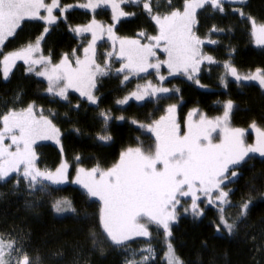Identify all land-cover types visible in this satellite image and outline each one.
<instances>
[{
    "label": "snow or ice",
    "instance_id": "1",
    "mask_svg": "<svg viewBox=\"0 0 264 264\" xmlns=\"http://www.w3.org/2000/svg\"><path fill=\"white\" fill-rule=\"evenodd\" d=\"M124 2L125 0H88L81 7L95 12L102 5H110L113 19L118 21L121 17L135 14L125 12L120 7ZM132 2L142 4L143 9L158 26V34L147 37L149 43H142L140 39L119 37L113 30L114 24L105 28L93 18L90 23L77 25L73 29L77 33L92 35L88 46L83 48V58L75 56L74 49V60H70L69 54L64 53L58 63H52L50 55H37L41 53L43 33L49 31L48 26H45L35 42H28L6 53L0 52L4 78L9 76L17 61L25 62L28 72L35 71L33 65H40L43 71L36 72V75L47 78V93L67 100L69 89H76L81 97L97 104L99 98L94 95L97 79L107 76L110 71L107 61L101 64L96 59V42L106 31L112 40L114 51L117 41L119 42L117 55L125 61L117 69L118 73H147L148 69L159 72L161 64L164 63L170 74L183 72L199 84L200 81L194 74L200 72L201 63L215 61L213 56L202 52L201 46L205 41L194 31L198 24L197 10L208 5L223 13L226 2L245 4L246 0H183V4L175 8H171V0H168L171 10L164 13H153L149 0ZM60 7L59 0H51V3H46L45 0H0V47L16 34L26 19L39 18L46 25H52L59 19L54 15V10ZM70 7L72 5H64L62 10ZM42 10L47 14L41 15ZM234 11L251 20V36L257 45L264 46V22L257 23L254 17L246 16L242 8ZM212 31L222 32L223 29L213 25L210 29ZM139 35L143 36L144 33ZM209 42L217 43L214 40ZM160 45H163L167 53L164 61L159 60L154 50ZM104 55L110 57L112 53ZM152 60L156 62L152 63ZM222 63L226 72L237 81H258L260 87L264 88V69L257 68L254 73L240 76L230 60ZM127 79L128 76H124V80ZM164 79V76H159L160 81ZM172 91L148 81L143 89L130 93L118 103L124 104L132 97L140 101L146 96L171 94ZM162 98L166 99L167 96ZM16 99L19 100V94ZM74 107L78 109L79 105ZM233 107L234 101L229 99L225 103L222 116L209 119L200 115L198 120H193V115L198 113V109L194 108L186 118V130L182 131L177 117V105L169 104L165 115L150 123L140 124V128L145 129L147 134H153V141L148 147L140 141L135 147L123 149L119 158L107 168H101L99 164L92 168H76L74 182L83 187L84 194L90 200H99L100 207L95 215L104 239L116 248L131 251L133 259H125L124 264H149L155 254L151 243L140 249L142 254L139 260L134 258L136 252L130 250L128 244L134 237L150 238V226L164 232L167 240V251L164 253L166 264H184L171 243L172 223L178 220V208H183L185 213L191 212L194 218H199L204 215L201 203L213 205L219 221L214 223L216 232L223 230L231 236L239 231V224L249 214L252 197L240 204H233L230 199L233 190L227 188V185L236 182L241 175L237 170L244 167L256 154L264 158V127L253 121L250 127L255 129V140L253 143L246 142L247 130L230 126ZM100 115L106 128L111 117L106 111H102ZM117 119L123 120L124 117ZM0 122L3 125L0 127V181L14 173L17 177L15 186L18 188L20 180L23 179L30 195L36 192L51 195V190H58L59 186L69 182L70 165L66 160H62L55 169L38 166L37 141L55 140L60 144L61 136L60 128L49 116L44 115L42 107L38 108L35 102H31L25 107L9 108L0 114ZM132 123L139 122L133 120ZM218 129L220 138L216 141L213 133ZM75 131L78 132L79 129ZM6 139L10 143H6ZM98 139L110 141L112 136L106 132L103 135L98 134ZM76 159L79 160V157ZM182 200H190V204H182ZM51 206L58 214L71 213L78 216L74 202L68 197L54 199ZM232 207L239 208L234 217L226 214V209ZM91 215L85 211L82 218L88 220ZM89 237L93 249L98 248L103 254L102 241L97 239L93 228L89 229ZM0 264H41V258L37 255L33 259L16 239H5L0 235ZM74 264L79 262L75 261Z\"/></svg>",
    "mask_w": 264,
    "mask_h": 264
},
{
    "label": "trees",
    "instance_id": "2",
    "mask_svg": "<svg viewBox=\"0 0 264 264\" xmlns=\"http://www.w3.org/2000/svg\"><path fill=\"white\" fill-rule=\"evenodd\" d=\"M60 1L73 4L85 0ZM234 6L226 2L225 11L221 13L206 5L198 12L197 20L201 28H197L201 30V36L206 37L207 51L217 59L201 71V84L207 85L208 89L198 88L186 77H175L171 82L178 83L186 108L200 106L209 116L220 115L224 103L229 99L234 101L232 124L250 130L247 134L252 139L255 129L250 127L251 123L255 121L258 126L264 127V90L254 82L228 78L222 62L232 61L242 73L264 69V47L253 44L250 19L234 11ZM242 6L246 16L264 22V0H247ZM96 15L104 23L112 19L108 8L99 9ZM90 16V12L73 9L68 12L66 19L52 26L43 47L53 61H59L64 53L71 55L74 49L80 51L86 41L73 29L86 22ZM128 19L122 23L123 28H118L121 35L133 33L151 18L142 12ZM213 25L223 31L210 32ZM44 26L43 22L37 20L25 21L13 38L8 40L6 50L33 41L43 32ZM209 37H214L217 43H210ZM24 69L23 64L18 65L9 79L4 78L0 71V111L19 94L25 106L35 102L60 128L63 151L50 142L37 146L38 166L41 168L53 169L64 159L69 162L72 172L81 166L92 168L99 164L101 168L110 167L123 149L140 142L142 128L132 121L150 123L162 113L164 98L158 102L131 103L126 107L118 105L117 100L128 90L114 75L100 77L97 85L100 103L97 106L90 105L75 93L70 94L67 100L53 97L47 93L46 82L41 76L27 74ZM77 104L78 109L74 107ZM102 111L115 116L113 121L108 120L106 128L100 115ZM121 115L124 119H117ZM77 128L78 132L75 131ZM106 132L111 134L112 140L98 139V134ZM239 173L241 175L236 179L230 199L233 204H240L252 197V203L247 218L239 224L236 234L229 236L223 230L216 232L214 223L219 221L213 207L199 218H194L191 213H181L180 210L178 220L172 227L171 240L184 264H264V195H261L264 193V158L255 156L248 160ZM16 179L13 173L0 181V235L16 239L33 259L39 255L41 264H74L75 261L79 264H122L120 248L104 239L97 224L95 214L100 207L98 199L90 200L81 186L72 183L51 190V195L40 192L30 195L24 180H20L17 188ZM60 197H68L74 202L78 216L71 213L56 215L51 205L54 199ZM85 211L92 214L88 220L82 218ZM230 212L236 215L239 208L232 207ZM90 228L102 241L103 254L98 248L93 249ZM57 253L60 255H55Z\"/></svg>",
    "mask_w": 264,
    "mask_h": 264
},
{
    "label": "rangeland",
    "instance_id": "3",
    "mask_svg": "<svg viewBox=\"0 0 264 264\" xmlns=\"http://www.w3.org/2000/svg\"><path fill=\"white\" fill-rule=\"evenodd\" d=\"M152 1H153V0H149L150 3H151ZM156 1L159 3V5H160L161 8L163 9V11H166V12H167V11H170L171 8H175L174 6H176V7H180V6L183 4V0H171V8H170V7H169V2H168V0H156ZM246 1H247V0H246ZM45 2H46V3H51V0H45ZM178 2L180 3L179 6H177V3H178ZM87 3H88V0H85V1H79V2H77V3H73V4H63V3H61V1L59 0V4H60L61 7L58 8V9H56V10H54V15H56L57 17H59V19H58L56 22H54L52 25H46V22H45V21H41V20H39V18L26 19L25 21L37 20V21L43 22V23L45 24V26H48L49 31H50V29L52 28L53 25H56V24L59 23L61 20H64L65 17L67 18V14H68L69 11H71V10H73V9H81V10H85V11H87V12H90V13H91V16H90V18H89L86 22H84V23H82V24H79V25H86V24L90 23V22L92 21L93 18H95V20H97L98 22H100L101 24H103L105 28H107V26H108L109 24H114L115 26H114V29H113V30H114L115 34H116L117 36H119V37H123V35H120V34L117 32V24L120 22V20H121L122 17H121L118 21H115V20L113 19V13H112L111 6H110V5H102V6L98 7V8L95 10V12H93V10L90 9V8L81 7V5H84V4H87ZM132 3H133L132 0H125V2L122 3V4L120 5V7H121L124 11H126V7H125V6L131 5ZM133 4H135V3H133ZM230 4H232V5L234 4V5H235V6H234V9H240V8H243V6H242L241 3H230ZM64 5H72V7L67 8V10H62ZM153 6H154V8H155V5H153ZM107 8L111 11L112 19H111L110 22H108V23H104L101 19H99V18L97 17L96 13H97V11H99V9H107ZM133 10L136 12L135 9H133ZM200 10H201V9L197 10V16H198V12H199ZM46 14H47V13H46L44 10L41 11V15H46ZM250 22H251V20H250ZM257 23H260V22H257ZM28 24H29V23H28ZM21 26H22V25H21ZM45 26H44V27H45ZM250 29H251V28H250ZM49 31H48V33H49ZM194 31H195V33L197 34V32H196V28H195V27H194ZM42 33H43V32H42ZM42 33H41V34H42ZM48 33H43L44 38L41 40V45H40V47H41V53H39V54H37V55L42 54V55H44V56H49V54H48L47 52H45L44 47H43L44 40H45V38H46V36H47ZM41 34H40L39 36H41ZM78 35H79L83 40H85L86 42L82 44L80 51H78V50L75 51V56H80L81 58H83V55H84V54H83V48L88 46V43H89V42L91 41V39H92V35H91V33H83V34L78 33ZM197 35H198V34H197ZM39 36H37V37H39ZM37 37H36V38H37ZM126 37H128V36H126ZM251 37H252V36H251ZM10 38H13V37H9V39H10ZM36 38H35L33 41H30V42H35ZM129 38L136 39V38H134V37H129ZM252 42H253V44H254L255 46H257V47H264V46H262V45H257V44L254 42L253 38H252ZM24 45H25V44H24ZM22 46H23V45H22ZM19 47H21V46H18V47L14 48V49H17V48H19ZM118 47H119V42L117 41V43H116V51H114L112 40H111V38L108 36V34H107L106 31H105L104 34L100 37V39H98L97 42H96V59H97V62L103 64L105 61H107V62L110 64V67H112L113 64H115L114 67L112 68L114 73H117V69H119V68L121 67V64H122L121 60L123 59V58H122V59H121V58H118V55H117ZM14 49H13V50H14ZM159 49H162L163 51H161V50H159ZM201 50H202L203 53H205V54H207V55H211V56H213L211 53L207 52V51L204 49L203 45L201 46ZM10 51H12V50H10ZM158 51H159V52H158ZM155 52H156V56L159 58L160 61H164V60L167 59V53L164 51V47H163V45H160L159 47H156ZM105 53H112V55H111L110 57H109V56H105V55H104ZM163 55H165V57H164ZM75 56H74L73 53H72L71 55H69V59H70V60H74V59H75ZM214 58H215V57H214ZM51 60H52V58H51ZM0 61H2V57L0 58ZM59 61H60V60H59ZM59 61H53V60H52V63H58ZM124 62H125V61H124V59H123V63H124ZM155 62H156L155 60H152V63H155ZM212 63H213V62H212ZM1 64H2V63H1ZM20 64H23V66L25 67L24 71H25L27 74L31 73V74L35 75L36 72L43 71V68H42L40 65H33L32 67L35 69V71H33V72H28V71H27L28 65H27L25 62H23V61H17L16 64L12 67V69H11L9 75H11L12 72H13V71L17 68V66L20 65ZM205 64H211V62H209V61H203V62L201 63V65H200V70L203 68V66H204ZM232 64H233V63H232ZM233 65H234V64H233ZM234 66H235V65H234ZM235 67H236V66H235ZM236 68H237V67H236ZM2 71H3V66H2ZM254 72H255V70L252 71V72L242 73V72H240V71L238 70V74H239L240 76L248 75V74H250V73H254ZM109 74H113V73H109ZM197 74H198V73H197ZM197 74H194L195 77L197 76ZM225 74H226V76H227L228 78L236 80V78L233 77V76H231V74L228 73V72H226V70H225ZM126 75L128 76V79H127V80H124V76H126ZM159 76H164V77H165L164 81H160V80H159ZM177 76H179V77H186L187 81L192 82V81H191L192 79H189L188 76H187L186 74H184L183 72H174V73H171V74H170L167 65L164 64V63L161 64L160 69H159V72H157V71L154 70V69H150V70H148L147 73H139V74L128 73V72H126L125 74L122 75V77H120V80H121L122 83H125L126 81L129 80V81L132 82L133 86H131L130 91L127 92L123 97H121V98L119 99V101L122 100L125 96H129L130 93H132V92H134V91H138V90H140V89H143V87L148 83V81H151V83H152L153 85L162 86V87H165V88L172 89V90H173L172 93H171V94H158V95L146 96V97L144 98V100H140V102L137 101L134 97H132V98H130L126 103H124V104H122V105H126V104H128V102L130 103V101H132L133 99H134L135 101L139 102V103H143V102H145L146 99L155 98V97L158 98L159 96H160V99H162L163 96H167V98L165 99V102H164V103H161V106H162V111H161L162 113H161V114H165V110H166V108H167V106H168V105H167L168 102L171 101V99H173V100L177 99V96H174L173 94H176V93H174V92H176V88H177V86H178V83H177L176 81L171 82V80H172L173 78L177 77ZM42 78H43V79L45 80V82H46V89H47V86H48V85H47V78H46V77H42ZM99 81H100V77H98V79H97V82H96V89L94 90V95H96L98 98H99V93H98V91H97V85H98V82H99ZM236 81H237V80H236ZM239 82H240V81H239ZM241 82H246V83L254 82V83H256V84L259 85V82H258V81H241ZM138 86H139V89H138ZM259 86H260V85H259ZM197 87H199V88H201V89H204V90H205V89H208V86H207V85H202V84H201V86H200L199 84H197ZM261 89L264 90V88H261ZM72 93L78 94V95L80 96V93H79L76 89H69V92H68V98H69V95L72 94ZM78 95H77V96H78ZM16 97H17V96H14L13 99H10V100H9L10 102L8 101L9 103L4 107L3 110L0 111V114H3V113L6 112L9 108H12V107H15V108L25 107V105L23 104V98H22V95H19V100H17ZM82 98H83V97H82ZM83 99H86V98H83ZM160 99H159V101H160ZM88 103H89L90 105H93V104H92L91 102H89V101H88ZM98 103H99V99H98L97 104H98ZM225 103H226V102H225ZM225 103H224V106H225ZM97 104H94V105H97ZM192 109H194V108H192ZM192 109L189 108V109H186V111L183 110V114L178 115V116L180 117V118H178V122H179L180 125H181V129H182V131H183V130H186V118H187V116H188V113H189ZM195 109H196V108H195ZM233 109H234V107H233ZM176 111H177V113H179L178 110H176ZM223 112H224V107H223L222 112H221L220 115H216V116H208L207 118L211 119V118H214V117H217V116H222V115H223ZM232 113H233V110H232V112H231V114H230V126L235 127L234 124H232V122H231V116H232ZM201 114H202V112H201ZM44 115H45V114H44ZM46 116H48V115H46ZM121 116H123V115H121ZM199 116H200L199 112L196 113V114H194V115H193V120H198ZM49 118H50V117H49ZM194 118H197V119H194ZM50 119H51V118H50ZM53 123H54V122H53ZM140 124H142V123H137L136 125H137L138 127H140ZM143 124H144V123H143ZM2 126H3V125H2V122H0V127H2ZM246 130H247V129H246ZM248 132H250V130H249V131H246V133H245L246 142H248V143H253L254 140H255V133L252 135V139H250L249 134H247ZM141 134H142V137L139 138L140 141H143L144 146H145V147H148V146L152 143V141H153V134H147L145 129H141ZM213 138H214V140H216V141L219 140V138H220V135H219V129L217 130V132H214V133H213ZM5 142H6V143H10V141L7 140V139H6ZM45 142H50V143H52V144H54V145H57L58 147H61V145H62V144H61V136H60V144H57L55 140H43V141H37L36 151H37V153H38V156H39V152H38V148H37V146H38L40 143H45ZM135 146H137V145H135ZM135 146H133V147H135ZM256 156L259 157V154H256ZM64 160H65V159H64ZM66 161H67V160H66ZM67 162H68V161H67ZM68 164H69V162H68ZM69 165H70V164H69ZM56 167H57V166H56ZM42 168H45V167H42ZM53 169H55V168H53ZM75 174H76V170L72 172V171H71V166H70V167H69V176H70V180H69V182H66V183L63 184V185H66V184H68V183H72V184H75V185L81 186V185L76 184V183L74 182ZM63 185H61V186H63ZM81 187H82V186H81ZM82 188H83V187H82ZM69 199H70V198H69ZM96 199H98V198H96ZM182 204L188 205V204H190V200H182ZM200 206H201L202 208H204V213H205V211H206L208 208H210V207H213V208H214L213 205H205L204 203H201ZM180 210H181V213L186 214V213L183 211V208H178V209H177L178 213L180 212ZM226 211H227V215H229V216H231V217H234V216H235V215H233V214L231 215L230 208L226 209ZM55 213H56V212H55ZM188 213H191V212H188ZM68 214H69V213H68ZM56 215H58V216H64V215H66V214H58V213H56ZM176 222H177V221H175V222L172 223V227H173V225H174ZM149 230H150V232H151V237H150V238H147V237H134V238H132V239L130 240V242H129V244H128V248H129L130 250H134V251L136 252V255H135L134 258L137 259V260H139L141 254H142V253L140 252V249H142L146 244L151 243L152 248L155 250V254H154V256L151 258V260L149 261V264H166V258H165V256H164V253L167 251V247H166L167 240H166V237H165V235H164V232H163L162 229L157 230V228H156L155 226H150V227H149ZM159 232L161 233V235H159ZM3 236H4L5 239L11 238V237L6 236V235H3ZM171 238H172V237H171ZM142 239H143V240H142ZM171 243L173 244V246H175L172 240H171ZM174 248H175V247H174ZM120 252H121V254L123 255V261H122V264H124L125 259H133V256H132V254H131V251H125L124 249H121V248H120ZM175 252H176V250H175ZM143 254H144V255H147V252H144ZM176 254H177V252H176ZM177 255H178V254H177ZM178 256H179V255H178Z\"/></svg>",
    "mask_w": 264,
    "mask_h": 264
},
{
    "label": "flooded vegetation",
    "instance_id": "4",
    "mask_svg": "<svg viewBox=\"0 0 264 264\" xmlns=\"http://www.w3.org/2000/svg\"><path fill=\"white\" fill-rule=\"evenodd\" d=\"M152 6L153 5H155V8H154V6H153V13H156V12H160V13H164V12H166V11H163V9L161 8V6L159 5V7H157V1L156 0H153L152 2ZM180 5V3L178 2L177 3V6H179ZM126 7V11L125 12H128V13H135L134 15H129V16H124V17H122L121 18V20H120V22L117 24V32H118V28L121 26L122 28H123V25H122V23H125V21H126V19H128V18H135L138 14H140V13H142V12H145L147 15H149L144 9H143V7H142V4H131V5H128V6H125ZM174 7H176V6H174ZM133 9H135L136 10V12L133 10ZM150 16V15H149ZM128 20H130V19H128ZM104 22V21H103ZM197 26L198 27H200L201 28V25H196L195 26V28H196V32H197V34H198V36H200L202 39H204V44H203V47H204V49L207 51V49H206V37H204V36H201V30H198V28H197ZM18 30V29H17ZM144 33V35L143 36H141V35H139L140 33ZM119 33V32H118ZM120 34V33H119ZM158 34V26L156 25V23H155V21L154 20H152V19H149L148 21H146L145 23H143L142 25H140V27L139 28H136L135 30H133V33H127V34H125V35H123V37H126V36H128V37H134V38H136V39H140L141 40V42L142 43H149L150 41L147 39V37H150V36H154V35H157ZM121 35V34H120ZM210 38V37H209ZM214 39V37H212V38H210V40H213ZM8 40H9V38L5 41V43H4V45H3V47H0V52H3V53H6V52H8L7 50H6V45H7V43H8ZM156 49V48H155ZM154 49V50H155ZM159 50H161V51H163L162 49H159ZM159 52V51H158ZM207 52H209V51H207ZM209 53H211V52H209ZM212 55H213V57H215L214 56V54L213 53H211ZM164 57H165V55H163ZM2 56H0V58H1ZM118 58H121V57H119L118 56ZM122 59V58H121ZM214 61L216 62L217 61V59L216 58H214ZM121 62H122V64H123V59L121 60ZM215 62H213V63H215ZM232 62V61H231ZM233 63V62H232ZM211 64H212V62H211ZM114 65L115 64H113V66L112 67H110V71H109V73H113V74H108L107 76H109V75H114V76H116L117 78H119V81H120V83H122L121 82V80H120V77H122V75L123 74H125L126 72H123V73H114L113 72V67H114ZM208 65H210V64H205L204 66H203V68L200 70V72L197 74V76H196V79H198L199 81H200V83H199V85L201 86V71L204 69V67L206 66H208ZM148 70H150V69H148ZM226 70V69H225ZM0 71L3 73V71H2V64L0 63ZM9 77H10V75L7 77L8 79H9ZM177 77H179V76H177ZM193 83H195L196 85H197V83L195 82V80H191ZM122 85L123 86H125L126 88H127V90H128V92L130 91V88H131V86H133V84H132V82L131 81H126L125 83H122ZM199 88V87H198ZM176 89H178V90H180V88L177 86V88ZM201 89V88H200ZM174 93H176V94H173L174 96H177V99H175V100H173V99H171V101H169L168 102V104L167 105H169V104H176L177 105V110L179 111V113H177V117L178 118H180L178 115H180V114H183V110L184 111H186V109H192V108H196V109H198V112H199V114L200 115H204V116H206V117H208L209 115H207V114H205L204 113V111L201 109V107L200 106H190V107H188V108H186V105H185V99H184V97L181 95V93H180V91H176V92H174ZM121 98V97H120ZM119 98V99H120ZM119 99L117 100V103H118V101H119ZM159 99H160V96L157 98V97H155V98H150V99H146L145 100V102L146 101H159ZM87 103H88V101L86 100V99H84ZM161 100V99H160ZM140 102V101H139ZM139 102H137V101H135L134 99L132 100V101H130V103L128 102V104H126V105H122V104H120V103H118V105H120V106H123V107H126V106H128V105H130L131 103H137V104H143V103H139ZM99 103H100V96H99ZM98 103V104H99ZM94 105V104H93ZM184 108H186V109H184ZM201 112H202V114H201ZM162 115H165V114H160L159 116H157V117H155L154 118V120H157V119H159V117L160 116H162ZM110 116H111V119L109 120V121H113L114 119H115V116L113 115V114H110ZM231 118H232V116H231ZM194 119H197V118H194ZM199 119V118H198ZM136 121V120H135ZM232 122V121H231ZM256 156V155H255ZM258 157V156H257ZM238 172H239V169L237 170ZM236 183V182H235ZM235 183H233V184H228L227 185V188H231V189H233L234 187H235ZM227 188H226V190H227ZM231 194H232V192L230 193V197H231Z\"/></svg>",
    "mask_w": 264,
    "mask_h": 264
}]
</instances>
